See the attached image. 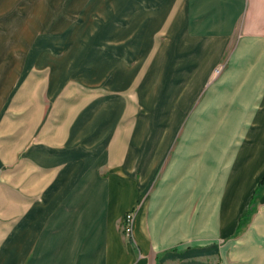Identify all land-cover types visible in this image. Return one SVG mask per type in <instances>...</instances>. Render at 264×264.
Returning <instances> with one entry per match:
<instances>
[{
  "label": "crops",
  "instance_id": "1",
  "mask_svg": "<svg viewBox=\"0 0 264 264\" xmlns=\"http://www.w3.org/2000/svg\"><path fill=\"white\" fill-rule=\"evenodd\" d=\"M166 1L148 0L153 7L132 15V44L122 51L124 56L142 54L163 18ZM168 7L160 26L168 21L167 37L206 52L197 58L203 60V74L190 79L195 82L192 99L200 95L214 66L225 61L230 67L209 86L194 116L195 131L209 130L217 113L240 115L230 133H220L223 140L194 133L195 138L179 145L176 157L182 161L168 177H183L184 184L175 192L173 205H183V197L194 195L198 217L191 222L175 216L147 218L149 205L144 203L134 232L136 241L147 244L144 250L137 242L142 256L137 259L133 248L123 245L112 219L135 207V193L119 187L117 174L107 182L100 176L121 161L122 170L131 171L136 161L132 138L121 144L116 134L121 115L131 111L117 100H101L103 93L91 103L74 102V92L66 90L74 62L56 73L62 60L41 59L35 14L27 27L11 21L0 28V264H140L149 252H164L175 243L214 242L234 234L239 218L259 195L264 176V0H173ZM31 33L33 42L27 38ZM73 33L46 36L49 53L72 41ZM94 65L93 72L101 76L83 74V82L95 85L111 72L108 87L118 90L131 77L132 70L121 63L108 67L97 58ZM226 106L230 111L219 110ZM155 146L158 151L163 147ZM190 157L196 160L189 163ZM233 175L239 180L232 181ZM156 199L149 200L151 206L159 204ZM222 205H229L227 220L240 208L233 224L221 223ZM237 242L231 251L240 261L236 264H264V191ZM185 247L186 254L180 248L168 252L169 257L186 258L179 264H201L196 260L217 254L206 246Z\"/></svg>",
  "mask_w": 264,
  "mask_h": 264
},
{
  "label": "rangeland",
  "instance_id": "2",
  "mask_svg": "<svg viewBox=\"0 0 264 264\" xmlns=\"http://www.w3.org/2000/svg\"><path fill=\"white\" fill-rule=\"evenodd\" d=\"M147 1L49 0L47 3L46 0H0V28L11 21L17 22L18 26L27 27L36 14L35 32L39 33V37H41V59L52 60L56 58L55 60L58 62L62 60L64 64L58 63L54 69L56 73L58 69H65L68 63L74 62L68 74L70 78L67 79L70 84L68 83L66 88L67 91L70 89L74 92V102L88 100L91 103L99 99L98 96L103 93L105 98H101V100H117L122 108L131 111L130 114L121 115L116 134L121 144H128L130 137L132 138L136 161L132 163L131 171L122 170L124 164L121 161V163L118 162L115 164L116 166H113L112 169L115 170L108 169V167L103 169L100 177L107 182L112 175L117 174L120 177L118 179L119 187L135 193V195L132 194V197H136L135 207L122 212L112 220H115V227L120 234L123 245L126 248L129 246L133 248L137 259L142 256L143 251L139 245H143L144 250L147 246V244L144 245V243L136 241L134 234L140 220L136 219V215L143 209L144 203V207L149 205L146 208L147 218L159 219L160 216L164 215V217H168V220L175 216L177 220L187 218L191 222L199 215V210L196 209V201H193L194 195L183 197L185 199V203H181L183 205L176 207L173 205L175 192L177 189L183 188L184 182L183 177L173 175L172 178H169L168 175L172 172L174 165L182 161L181 158L177 160L176 157L181 142L188 138H195L197 134H200L203 139L218 137V139L223 140L225 137H220V133L222 131L225 133L229 131L230 133V128L240 116L217 113L216 120L212 121L209 130L195 131L194 124L196 125L197 120L193 122L194 116L198 115L197 112L205 102L209 86L221 75L227 73L230 67H227L225 61L218 63L211 69L206 82L201 84L200 95L195 99L190 97L193 93V84L195 85V82L190 79L193 76L197 77L198 74H203L205 69L203 60L198 61L197 58L198 56L204 58L206 52L204 50L194 51V48L190 47L186 48L179 43L178 37L175 38V41L170 40L165 33L167 20L160 27L162 20L167 15L168 6L173 0L166 1L163 18L159 26L153 31L142 54L138 57L135 55L126 57L122 54V51L132 44V15H139L153 7ZM41 10L43 11L41 12ZM1 11L5 13L1 15ZM18 11L23 13L19 17L16 14ZM71 31L74 32L72 36L74 39L70 42L66 41L67 43L65 42L62 46H55L54 50L51 49L52 53L50 54V45L46 42V36L60 38ZM79 31H83V35L79 34ZM27 38L30 39L29 42H33L32 33ZM72 47L75 49L71 50ZM230 52L229 50L228 54ZM97 58L101 59L108 67L117 62L132 70L131 77L124 87L118 90L108 87L111 72L108 73L104 81L95 85L83 82L81 79L83 74L101 76V73L93 72L95 70L94 62ZM216 69H220L218 75L214 74ZM261 73L264 74V69ZM63 89L65 90V88ZM231 95L233 93L230 90L229 97ZM219 110L222 112L230 111V108L228 106L226 109L220 107ZM202 117L204 118L206 115ZM155 140H159V142L155 143ZM161 144L163 147L159 152V147L155 145ZM124 149H127V145L124 146ZM157 154L159 155L156 156ZM120 159L124 160V155H121ZM189 160V163H193L196 157H190ZM117 170H120L121 173ZM235 173L236 171L234 175ZM234 175L232 181H236V179L238 181V176ZM257 189L259 195L252 199L249 209L239 218L238 227L232 236L220 238L214 242L175 243L174 246L164 252L145 253L146 256L140 264H179L182 259L186 258L176 257L172 259L169 256L172 251H177L180 248H183L182 250L185 252V246H187V250L203 246H206L204 248L207 249L217 250V254L210 259L200 258L196 260L201 264L240 263L234 259L231 251L234 245L239 243L237 241L241 239L242 234L248 229L259 197L264 191V185L258 186ZM123 197L127 196L124 195ZM187 197L191 201H188ZM151 198L159 199V204L156 203V206H151L152 203L150 204L149 201ZM228 207L229 205L226 208L222 205L220 220L221 223L230 225L235 222L240 209L233 220H227L225 215ZM183 212L185 213L182 214ZM123 248L120 245L121 252L124 251ZM181 255L183 256V254Z\"/></svg>",
  "mask_w": 264,
  "mask_h": 264
},
{
  "label": "trees",
  "instance_id": "3",
  "mask_svg": "<svg viewBox=\"0 0 264 264\" xmlns=\"http://www.w3.org/2000/svg\"><path fill=\"white\" fill-rule=\"evenodd\" d=\"M261 185H264V176L262 177V179H261V181L259 183V186H261Z\"/></svg>",
  "mask_w": 264,
  "mask_h": 264
},
{
  "label": "built area",
  "instance_id": "4",
  "mask_svg": "<svg viewBox=\"0 0 264 264\" xmlns=\"http://www.w3.org/2000/svg\"><path fill=\"white\" fill-rule=\"evenodd\" d=\"M219 73H220V69H216L214 72L215 75H218Z\"/></svg>",
  "mask_w": 264,
  "mask_h": 264
},
{
  "label": "bare ground",
  "instance_id": "5",
  "mask_svg": "<svg viewBox=\"0 0 264 264\" xmlns=\"http://www.w3.org/2000/svg\"><path fill=\"white\" fill-rule=\"evenodd\" d=\"M255 128H256V127H255ZM259 128H260V127H259ZM250 131H251V130H250ZM218 136H219V135H218ZM217 138H218V137H217ZM244 138H245V137H244ZM244 138H243V139H244ZM263 146H264V145H263ZM242 159H243V158H242ZM237 166H238V165H237ZM239 166H240V165H239ZM247 194H248V193H247ZM245 196H246V195H245ZM240 207H241V206H240ZM239 209H240V208H239ZM233 222H234V221H233Z\"/></svg>",
  "mask_w": 264,
  "mask_h": 264
}]
</instances>
